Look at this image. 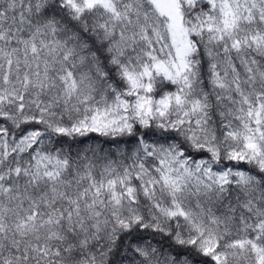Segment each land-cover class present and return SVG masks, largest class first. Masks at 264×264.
Returning <instances> with one entry per match:
<instances>
[{"label":"snow or ice","instance_id":"snow-or-ice-1","mask_svg":"<svg viewBox=\"0 0 264 264\" xmlns=\"http://www.w3.org/2000/svg\"><path fill=\"white\" fill-rule=\"evenodd\" d=\"M0 264H264V0H0Z\"/></svg>","mask_w":264,"mask_h":264}]
</instances>
